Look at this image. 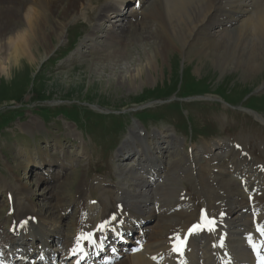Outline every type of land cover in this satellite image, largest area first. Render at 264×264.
Listing matches in <instances>:
<instances>
[{
    "label": "rangeland",
    "instance_id": "rangeland-1",
    "mask_svg": "<svg viewBox=\"0 0 264 264\" xmlns=\"http://www.w3.org/2000/svg\"><path fill=\"white\" fill-rule=\"evenodd\" d=\"M92 1L95 4L79 7L77 16L66 22L60 40L46 56L41 51L34 65L21 59L19 68L0 74V248L5 253L9 250L4 239L11 236V226L18 220L15 211L28 207L45 213L54 208L61 215L58 227L64 239L55 237L49 249L58 264L75 263L66 244L76 239L79 212H86L90 227L82 231L89 232L102 217L99 196L108 202L103 190L115 192L114 196L119 188L130 193L138 190L124 183L127 176L142 177L140 170L127 176L118 171L137 161V156L127 160L120 153L128 140L136 142L135 151L145 150L149 156L161 142L154 136L164 138L162 146L170 149L158 156L167 164L158 183H166L168 171L177 176L186 166L189 175L173 184L177 193L172 201L193 208V220L204 205L213 211L226 200L219 185L224 162H213L212 156L203 154L205 148L211 147L214 154L223 148L238 150L252 168L264 167V68L258 74L232 66L221 69L210 59L188 57L193 50L187 45L180 49L176 43L162 50L166 42L156 34L166 20L155 21L148 15L156 0L133 14L126 12L137 7L136 0ZM60 2L67 4V0ZM107 3L117 5L115 13H100ZM121 12L137 27L124 28L123 33L115 28ZM103 14L113 18L107 22ZM61 16L57 8L50 23ZM97 24H102L101 29L95 28ZM31 119L42 130L25 133L22 125ZM134 129L146 133L140 142L132 136ZM38 161L45 167H31ZM53 162L71 166L50 168L48 163ZM250 169L241 170L249 174ZM153 171L146 169V177ZM79 187L84 188L82 197ZM91 206H96L94 212L87 211ZM155 215L145 229L156 227L160 214ZM142 230L135 229L134 235ZM126 258L111 264H124Z\"/></svg>",
    "mask_w": 264,
    "mask_h": 264
},
{
    "label": "bare ground",
    "instance_id": "bare-ground-1",
    "mask_svg": "<svg viewBox=\"0 0 264 264\" xmlns=\"http://www.w3.org/2000/svg\"><path fill=\"white\" fill-rule=\"evenodd\" d=\"M124 1L129 0H117L115 3L121 4ZM136 1L137 7L132 6L131 11L126 14L138 12L152 0ZM156 1L153 9L148 11V15L155 21L166 20L162 23L163 28H160L156 34L158 39L166 42L162 50L171 49L175 43L180 49H184L187 45L188 50H193L186 53L188 57H195L198 61L210 59L215 67L221 69L232 66L237 70L242 68L244 71H251V74H258L263 70L264 0ZM59 2L60 0H0L1 75H7L12 68H19L21 59L33 64L38 57L36 53L40 55L42 51L46 56L53 48V43L60 40L66 22L77 16L79 7H86L88 5L86 3H90V6L95 4L92 0H67L64 6ZM115 3L105 4L100 8V13H115L117 6ZM57 8L62 10V16L59 20L50 23V18ZM86 14L90 15V13ZM126 14L121 12L119 20H116L119 25L115 28L121 33L124 32V28H136L138 25L134 23L135 21L128 20ZM103 17L107 18V22L113 18L104 14ZM101 27L102 24L95 26L97 29ZM96 45L100 46L98 43ZM81 53L85 54V52ZM22 130L25 133H33L42 130V127L38 121L31 119L22 125ZM142 134L146 133H142L141 129L132 130L135 140H140ZM154 139L161 142L157 143L158 146L154 143L155 147L149 156L145 150L140 152L134 150L136 147L134 140L124 143L120 153L125 154L127 160L130 156H137V161L129 169L119 168L120 175L125 176L133 170H140L142 177L126 175L125 183L124 179L121 182L125 186H135L138 190L130 193L125 188H119L115 196V192L113 194L109 190H103L102 194L108 197V202L102 199L103 196H99L97 208H102L99 224L108 221L107 226L103 231L98 228L91 229L89 233H92L94 243L81 239L79 246L82 251L73 253V249L77 246V238L87 231H82L83 228L90 227L87 224L88 218L85 217L86 212L85 214L79 212L75 221L76 239L72 244H66V248L76 259L74 264L95 262V257L106 248L109 240H113L115 244L109 249L105 263L126 256L124 264H257V252L264 255V235L257 230H264V167L255 165L252 168L245 155L238 150L223 148L221 153L214 154L213 149L208 147L202 151L203 154L212 156L213 162H224L219 185L225 192L226 200L219 207H214L215 210L209 211L210 218L216 221L215 230L212 232L202 230L189 236L184 255L180 257L172 251L175 237L179 235L183 239L187 229L199 223L200 216L191 219L193 208H188V205L181 208L180 203L176 200L172 201L177 193L174 183L184 181L189 175L186 166H182L177 176L168 171L164 176L166 183H158L163 177L159 176V173L167 165H164L158 156H164L168 148L162 146L164 138L155 135ZM171 145H175L173 141ZM148 162L150 165H147ZM175 163L173 162V165ZM48 164L50 168L57 166L66 169L67 166H71L56 162ZM42 165L43 163L38 161L31 167L39 168ZM149 167L154 171L152 176L146 177V169ZM243 167L251 168L250 172L246 170L249 174L241 170ZM59 177L60 174L57 178ZM123 183L119 185L122 186ZM83 187L78 189V193L82 194L81 197L85 194ZM76 201L78 203L79 200ZM96 206H93V209L92 206L89 207L87 211L94 212ZM149 206H155L156 209L151 211ZM53 209L50 212L40 213L27 207L14 212L18 220L11 226V236L5 239L7 248L12 252L7 254L0 250V261L3 264H58L54 258V251L49 249V242L55 240V237H61L63 241L64 236L58 227L61 215ZM155 212L157 217L158 213L160 214L156 227L144 229L140 236H134L130 241L128 238L132 235L133 229L144 227L147 221L156 217ZM113 216L115 219H112ZM125 221L129 222L127 226L123 225ZM81 223L83 226H80ZM128 242L131 243V247H128ZM253 246L256 247V251L253 250ZM16 252H20L17 255L19 262L12 260ZM105 263L97 262V264Z\"/></svg>",
    "mask_w": 264,
    "mask_h": 264
},
{
    "label": "snow or ice",
    "instance_id": "snow-or-ice-1",
    "mask_svg": "<svg viewBox=\"0 0 264 264\" xmlns=\"http://www.w3.org/2000/svg\"><path fill=\"white\" fill-rule=\"evenodd\" d=\"M112 219H115V217L113 216ZM107 223L108 221H105L104 223L97 225L98 230L103 231L105 227L107 226ZM215 225H216V221L214 219H209L202 210L200 214V223L193 224L188 229V232L183 239H181V237L177 235L175 237L174 243L172 244V251L178 256L183 257L185 249H186L187 238L196 233H199L200 231L204 229H207L209 232H212L215 230ZM257 230L261 231V234L264 235V230H261V229H257ZM81 239H86L89 241V243H94L92 240V233L83 234L82 236L77 238V241H78L77 246L75 249H73V253L82 251V249L79 246V241ZM220 239L222 240L223 238L221 237ZM253 250L256 251L255 246H253ZM257 256H258L257 264H264V255H260L259 252H257ZM0 264H3V262L0 261Z\"/></svg>",
    "mask_w": 264,
    "mask_h": 264
}]
</instances>
